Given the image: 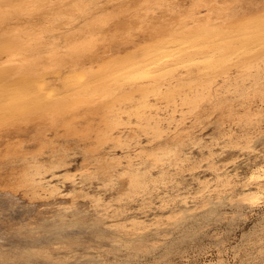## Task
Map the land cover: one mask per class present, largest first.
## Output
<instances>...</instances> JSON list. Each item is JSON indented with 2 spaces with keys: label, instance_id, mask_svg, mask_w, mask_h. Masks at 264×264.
<instances>
[{
  "label": "rangeland",
  "instance_id": "rangeland-1",
  "mask_svg": "<svg viewBox=\"0 0 264 264\" xmlns=\"http://www.w3.org/2000/svg\"><path fill=\"white\" fill-rule=\"evenodd\" d=\"M253 1L258 4L249 13L252 4L248 6ZM2 2L0 16L5 6L6 10L9 7L14 10L19 1L8 7ZM128 3V7L115 10L117 13L125 10L119 16L101 17L98 27H103V39L98 41L99 48L92 55L79 57L77 65L66 59L64 65L50 64L53 67L47 65L45 70L50 69L41 71L46 86L55 90L53 94L57 92L59 99L64 94L68 96L65 98H76L77 90L72 86L83 82L82 78L90 81L89 94L83 95H90L89 101L76 105L79 109L75 102H70L75 103L72 107L70 103L63 104L66 107L62 108L68 109L57 112V116L55 113L56 121L50 120L53 115L50 112L42 115L41 108L39 113L35 112L40 114L39 118L35 113H31L34 118L30 115L31 109L22 110L28 115L23 117L24 112L12 109L3 93V88L18 80V76L22 79L21 75L0 78V192L1 198L14 199L17 205V209L12 208L17 212L10 208L9 212L3 208V212L13 211L16 215L19 209L22 214L26 210L31 219L28 213L24 215L31 221L36 217L32 227L41 229L39 219L44 215L58 217L57 210L65 205L64 229L79 236L53 238L43 251L55 260L72 264H264V100L250 94L244 99L241 92V87L253 92L260 86L254 83V74L259 70L264 82V55L258 48L245 49L235 38L231 44L235 51L228 63L208 69L206 61L211 63L212 57L217 62L220 53L209 44L184 47L187 43H183L188 35L186 31L198 25H222L236 34L253 17L256 20L264 17V0H130ZM242 3L246 5L244 11H241ZM15 8L17 12L11 16H17L21 10ZM197 11L201 13L195 16L209 17L195 19L193 15ZM223 14H231L229 22ZM9 20L0 25L9 34L15 33L14 25L15 28L27 25L24 19L18 21L19 25L13 17ZM11 25L14 31H10ZM98 27L90 31L100 35ZM161 34L165 36L159 38ZM161 41L167 43L168 54L162 55L161 64L166 67L158 71L159 77L139 82L130 79L123 67L139 62L149 46ZM180 43L184 48L179 47ZM67 47L65 43L61 50L51 54L68 52ZM8 51L11 52L2 50L0 59L8 57ZM154 57L158 58L159 54ZM153 64L151 68L160 66L157 62ZM249 66L252 75L246 74ZM107 68H111L110 72ZM183 77L191 81L180 84ZM202 81L206 83L203 91ZM205 85L210 86L211 95ZM167 87L173 88V97L165 95ZM200 90L203 96L196 107L184 102L185 97ZM144 98L151 105L141 103ZM68 99H62L61 106ZM258 105L262 106V113L249 115ZM74 107L77 112L73 111ZM240 112H247L245 119H239ZM107 114L118 119L113 128L108 126ZM155 123L163 133L157 132ZM44 126L46 130L40 129ZM117 139L125 144H118ZM168 146L174 149L164 155V160L155 161L156 155L151 151ZM23 153L30 158L33 154L39 156L42 163L31 168L37 174L30 177L41 180L44 188H54L55 195L34 197L30 185L20 181L25 171ZM51 160L56 161L53 167L47 166ZM108 163L113 164L112 169ZM129 163L148 168L154 180L145 188L134 190L128 176L122 173ZM102 219L104 233L78 231ZM40 231L39 237L52 233ZM10 248L11 245H0V252L6 254ZM16 251L34 250H13L4 259L16 257Z\"/></svg>",
  "mask_w": 264,
  "mask_h": 264
},
{
  "label": "bare ground",
  "instance_id": "bare-ground-1",
  "mask_svg": "<svg viewBox=\"0 0 264 264\" xmlns=\"http://www.w3.org/2000/svg\"><path fill=\"white\" fill-rule=\"evenodd\" d=\"M2 1L3 2L5 1L4 4ZM13 1L17 2V0H0V12H1V9H3V8H1L2 7L1 2H2L3 6L6 3L7 7H8V4H10V3L14 4ZM18 1H19L18 5H20V7L18 8L17 3L15 5V7H17L18 9L21 8V10L18 11V13L16 14L17 16H15V15L11 16L12 13L15 12L14 10L16 9L13 5L12 6L14 7V10H12L13 8H11V7L7 8V10H6V6L4 8V11L2 10L3 11L2 16L3 17L5 16L4 18L6 19V21H4V18L2 16H0V18H1L0 25L2 24V22H7L9 19H11V17L14 18L15 22H17L16 25L18 24V21L22 20V19H24L26 21V22L24 21L25 25L26 24L29 25V27L27 25L24 27V24L20 23V24H23V25H21V26H23L22 28L19 24L18 25L20 27L16 26L17 28H15V25H14L15 31L12 28V25H11L12 29L7 26L9 29H11L10 31L15 32V33L10 32V34L8 32L9 30L7 31V29H4L2 27L0 28V29H4L0 32V48H1V51L4 49H6V51H7V49L11 50V52L8 51V53H9L8 57H5V59H0V65H1L0 66V78H2V80H3V78L4 79L8 78L9 76H12L13 74L21 75V78H22V79H19L20 77L18 76L19 81L15 80L10 85L6 83L7 85L5 86V88H3L4 97H6V99L10 100L9 102L11 103L10 106L12 107V109L21 110L20 112H22V110H27V112L34 110V112H32V111L30 112V115H32L33 118L36 117L38 115L36 113H39L40 111H43L42 115H44V112L45 113L50 112L51 115L53 114L52 117L50 115V117H51L50 120H52L54 118L53 120L56 121L57 120L56 116L58 115V113H61V110L63 111L64 109H66V110L68 109V107L62 108V107H66V106H63V104L65 105V104L70 103V102H72V103L75 102V103H77V104L74 103L75 107H76V105L78 107L79 103L89 101L88 99L90 98V95L89 96L85 95L86 98L83 95L89 94V84H90L89 82L90 81L88 82L86 80L87 82H85V80H83L84 78H82L83 82H79L80 84H78V85H73L72 87L77 90V95H76V93H74L76 95V98H75V96L72 95L73 93H71V92H69V93H70V95H72L74 97V99L73 98H71V99L65 98L68 96H67V94L66 95L64 94V97L62 99L63 100L68 99L69 102L64 101V102H62V106H61V100L62 99H59L56 97L57 92L55 93L56 95L53 94V92H55V90H50L51 88L49 89L46 86V84H47V83H45L46 80L44 81V79H43L44 77L41 75V74H44L43 72H41L42 69L44 68L43 70H45V67L47 65L51 66L52 64H56V63L60 64V65L61 64L64 65L67 62L68 63L72 62L73 65H77L79 57L84 56L86 54L92 55L95 52V50L99 48L98 47L99 46L98 43L100 42L99 40L103 39V27H102V29L100 27H98L99 24L101 25V23L99 21L103 20V18L101 19V17H103V15L104 16L107 15L108 17H111V18H114L115 16L116 17L119 16V14H121L125 10H121L120 13L115 12V10L119 9V8L121 9L124 7H128L129 6L128 1L130 2V0H18ZM202 1H206V0H202ZM255 3L258 4L257 2L253 1L248 6V7H250L252 4L251 10H249V8H247V10H249L248 11L249 13L252 11H255V10H253L254 6L256 5ZM240 6H241V11H244L246 5L244 3H242ZM202 7H204V6H202ZM262 8H264V6ZM9 9L13 12L8 11ZM32 12H34L35 14L34 13L33 14L35 16L37 15L38 18L34 17ZM200 13H201V11L195 12L193 15L194 18L200 20V19H206L207 17H209L207 15L203 16V17H201V15L195 16L196 14H200ZM249 13H247V14H249ZM263 13H264V11H263ZM1 14H2V12H1ZM232 15H234V14H232ZM259 15H260V13H259ZM6 17L7 18L9 17L8 20ZM31 17H34V18L31 19ZM260 17L258 18L259 20L258 19L256 20V18H257L256 16L253 17V19H255L257 22L254 20L255 22L253 23V19H252V21H250L252 23L247 22V24L244 27H241L239 29V31L234 35H233V33L231 34V32L227 31L224 28V26H222V25L209 26V27L204 26V25H198V26L191 28V29L186 31L188 35L184 36L183 43H187L188 45L186 44L184 47H186V46H188V47L189 46H193V47L199 46L200 47L201 45H208L209 44L211 49H215V51H218L220 53V56H219V59L217 62L212 57H210L211 63H208L206 61L205 67L208 69H210L209 66H213V67H215L216 65L222 66V65H226L228 63V61L231 59V55L235 51L231 46L232 40L235 38L239 39L242 42V45L245 49L250 50V49H257L258 48L261 50V53L264 55V17H261V18ZM232 18L235 19V17H232ZM132 19H133V17H132ZM132 19H130V21ZM224 19L229 22V20L231 19V14L230 15H224ZM137 20H138V17H137ZM12 21H13V19H12ZM234 21H231V23ZM239 21L240 20L238 19L237 22H239ZM8 22H10V20ZM5 24H7V23H5ZM250 24L251 25L253 24V26H250ZM3 25H4V23H3ZM95 26L98 27V29H99V31H101L102 35H101V33H100V35L99 34L97 35V34L92 33L90 31ZM119 26H121V25H119ZM16 29H17V32H16ZM169 30L171 31V29H169ZM99 36H101V37H99ZM163 36H165V35L161 34L159 36V38H161ZM210 39H212V42ZM171 40L174 41V39H171ZM65 43H67V45H68V47H67L69 50L68 52H63V53L58 52L55 54H51V52H53V51L61 50L60 47L65 45ZM179 47L184 48L181 43H180ZM167 49H168V45L164 41H161V44H153V45L149 46L144 51V53H143V51H141V53H143V56L139 62H134V63L131 62L128 66L123 67L124 70L126 69V71L124 73H127L130 79H135L137 81L138 80H145L148 78H151V79L152 78H158L159 76H156V75L159 72H161V70L163 68L166 67V66H163L161 64V59H162V55L168 54ZM260 50H259V52H260ZM180 51H181V49H180ZM1 53H0V55H1ZM155 54H159V57L158 58L154 57ZM2 55H3V53H2ZM66 59H69L70 61H67ZM213 61H215V62H213ZM124 62H126V61H124ZM155 62L160 63L159 64L160 66L158 68H151V64L152 63L155 64ZM51 67H53V66H51ZM113 67H115V66H113ZM250 68L251 67L249 66L248 67L249 70L246 72L247 75H252V70ZM49 69H50L49 67L46 68L45 72ZM110 70H111V68L108 69L109 72H110ZM38 72H40V74ZM34 73H36V74H34ZM113 73L114 72H113V68H112V72L110 74L112 75ZM107 74H109V73H107ZM26 75L27 76L30 75V76L27 77ZM160 76H162V74ZM254 77H255L254 83L259 84L260 86L257 87L256 89H254L253 92L248 91L247 88L241 87V89L243 90V91H241L242 96H244V99H245L248 97L249 94L251 96L258 95L260 97L259 99L264 100V97H263V94H264V84L263 83L264 82H262L263 74L259 70V71H257V73L254 74ZM15 78H16V76H15ZM99 78L100 77L97 78L98 79L97 81H99L101 79V78L100 79ZM10 80H11V78H10ZM110 80H112V79H110ZM115 80H118V76L115 77ZM185 80H190V79H186V78L184 79V77H183L182 79L179 80V83L180 84H181V82L184 83ZM179 83H178V85H179ZM1 84L2 83H0V85ZM200 84L202 86L201 90L203 91V84H206V83L204 81H202V83H200ZM48 85H49V83H48ZM106 85H107V83H106ZM119 85H121V84H119ZM52 89H55V87L53 86ZM205 89H207L209 91L208 95L212 94V92L210 90V86L205 85ZM42 90H46V93H41ZM57 91H58V89H57ZM202 91L198 92L197 94H195L193 96H189L188 98L185 97L184 102L186 104L188 103L191 107H196L198 105L200 98L203 96ZM48 92H50V93H48ZM157 92H160V91H157ZM165 92H166L165 95L167 97H173V88L167 87ZM70 95H69V97H72ZM79 95H81L83 97H81ZM48 97H50L52 99H50V98L48 99ZM46 99H48L50 101H47ZM3 100H5V99H3ZM146 102H147V98H144L141 103H146ZM0 103H1V101H0ZM72 103H70L71 107L74 106V104H72ZM58 104H59V107H58ZM149 105H151V104L149 102H147V106H149ZM71 107L69 108L70 110H71ZM40 108H41V110H40ZM43 108L46 111H44ZM76 108L73 111L77 112V109H79V108H77V109ZM229 110L232 111L230 108H229ZM262 110H263L262 106L258 105V107L255 110H252L253 113L250 112L251 114H249V115H252V114L254 115L257 113L260 114V113H262ZM5 111L6 110L4 109V112ZM37 111H39V112H37ZM26 113L25 112L23 113V117L26 116V118H27L28 115H26ZM31 113H35L36 116H34V114H31ZM55 113H56V116L54 115ZM7 114H8V112H7ZM224 114H225V112H224ZM226 114H227V112H226ZM245 114H247V112L244 114L241 113L237 116L241 120V119H245L243 117ZM21 115L19 114L20 117H22ZM39 115L36 118H39ZM46 115H49V113L45 114V116ZM109 117H110V119L108 120L109 121L108 126L113 128L114 124L119 123L118 119L113 118V117H111V115L109 116L107 114L106 118H109ZM228 117H229V115H228ZM245 117H246V115H245ZM45 118H48V117H45ZM247 118H249V117H247ZM19 119L22 120V118H19ZM23 119H25V118H23ZM39 124H40V122H39ZM52 124H54L53 121H52ZM155 124H156L155 129L157 130V132L160 134L163 133L161 126L158 123H155ZM69 125L72 126L71 123H69L67 127H69ZM40 129L46 130V126H44L43 128H40ZM39 132L44 133L45 131H39ZM116 141L120 145L125 144V142L123 140L117 139ZM173 149H174V147L171 148L168 146V147L161 148L158 151H151V152H152V154L156 155V159H154V160L160 161V160H164L166 158V157H164V155L169 154ZM26 155L24 153L22 154V159L25 161V171H24V174L21 177L20 181H23L24 183H27L28 185H30L31 189H33L32 194L35 193L34 197L35 196H38V197L41 196V197L45 198L48 196L52 197L53 195H55L56 190L54 188L51 190H50V188H44L41 180H36L35 177H33V179H31L30 176H34L35 174H37V172H34L31 168L32 167H40V165H41L40 163H42V162L40 161L39 156L36 154H33L34 156L32 155L33 158L27 157L28 155L27 156ZM30 159H31V161H29ZM184 159H186V157ZM53 163H56V161L51 160L49 162V164H47V166L53 167L54 166ZM143 163H144V161H143ZM107 166L112 169L113 164L108 163ZM122 173L126 174L128 176L129 184L132 186V188L134 190L143 189L147 186L149 181L154 180L153 177L150 178V173H149L148 168L142 169V168H140V166L134 165L133 163H129L128 168L123 170ZM41 189H43V190L41 191ZM44 189H46V190H44ZM0 190H2L1 187H0ZM3 190H4V188H3ZM33 191H34V193H33ZM1 194L2 193L0 192V245L1 246L4 244L11 245V248L9 250L7 249L6 254L4 252H0V264H72L70 261H69L70 263H68V262H63L61 260H55L47 252L43 251L46 248V246L48 245V243L51 241V239H53V238H60V239L64 240L65 238L79 236V234L74 233L75 231L70 232V231H66V229H64V227H66V222H64V220H65L63 218L64 211L62 208L65 205H62L57 210L56 213H57L58 217L45 218V215H44L43 218L41 217L39 219V221H41V227L42 228L39 229L38 227H35V226L33 228L32 226L36 222V217H35V219H33V221H31L30 220L31 214L29 215V213L27 212L29 215V218H30L29 219V218H27L26 215H24V213L27 214L25 212L26 210H24V213L22 214V212H20V209H19L18 214L13 215L12 213H13V211H15L13 209H17V208H15V207H17L16 202H15L16 200L13 199L14 200L13 201V200H10V199L5 198V197L1 198ZM255 195H257V194H255ZM5 204H8L9 206L5 205ZM41 204H44V202ZM33 205L34 204H32V206ZM35 207H36V204H35ZM3 208L4 209L8 208L6 210V212L9 210V208L10 209L13 208L12 209L13 211H12V213L7 214V213L3 212ZM22 209H24V208H22ZM31 209H29V210H31ZM37 210H35V211L37 212ZM15 212H17V211H15ZM14 220H16V221H14ZM77 226H82V225L79 224ZM105 228H106V225H105ZM12 229L15 230V233L11 234L10 230H12ZM40 230H43V232H45V233H47L49 230H51L52 233H48V234L44 235L43 237L42 236L39 237V234L41 233ZM72 230H73V228H71V231ZM86 230L90 231V234L102 233L105 230L103 228V219L101 221H97L94 224H87L84 227V229H83V227L78 229V231H85V232H86ZM15 247H17V249ZM25 248H32L34 251L32 253H30L29 251H26V252L16 251V252H14L16 254V257H12V259H9V260L4 259V257L6 255L12 254L9 252H11L13 250H23ZM4 250H5V248H4Z\"/></svg>",
  "mask_w": 264,
  "mask_h": 264
}]
</instances>
